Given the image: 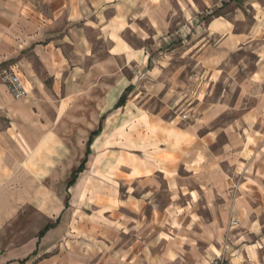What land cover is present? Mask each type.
I'll return each mask as SVG.
<instances>
[{"label":"rangeland","instance_id":"1","mask_svg":"<svg viewBox=\"0 0 264 264\" xmlns=\"http://www.w3.org/2000/svg\"><path fill=\"white\" fill-rule=\"evenodd\" d=\"M152 1L160 2L161 43L148 63L127 69L134 85L126 104L106 114L85 169L68 189L88 135L107 111L104 90L115 80L102 77L98 83L95 74L75 77L67 69L50 76L25 43L29 30L22 16L11 21L1 12L0 98L15 106L0 104V140L11 138L3 145L8 155L0 158V212L11 214L0 221V251L33 240L60 216L58 242L44 257L67 256L63 264H119L118 252L138 238L121 225L135 224L137 198H154L160 209L171 196L177 203L186 198L179 193L186 189L172 194L165 175L152 170L157 158L170 157L173 140L187 144V172L180 171L178 179L187 183V192L194 190L187 224L191 246L215 252L246 243L258 248L254 260L264 263V197L253 199L263 206L255 229L234 211L241 189L254 186L264 194V0ZM212 21L219 25L210 28ZM140 25L151 32L147 22ZM125 37L134 39L129 32ZM63 50L69 58L75 55L72 45ZM25 59L37 68L38 80L17 99L5 78L20 70L29 80ZM252 230L257 235L246 238ZM233 253L216 255L212 264H228L232 256L243 260L240 250ZM111 256L117 261L108 262Z\"/></svg>","mask_w":264,"mask_h":264},{"label":"crops","instance_id":"2","mask_svg":"<svg viewBox=\"0 0 264 264\" xmlns=\"http://www.w3.org/2000/svg\"><path fill=\"white\" fill-rule=\"evenodd\" d=\"M158 4L152 0H4L0 3L2 7L0 14L1 12L6 13L11 21L16 18L20 19L22 16L25 30H29L24 31L25 43L29 45L37 58L41 70L50 76L59 77L67 69L69 75L75 77H93L95 74L98 83L102 77H113L115 82L104 90L105 95L102 100V106L107 108L103 114H107L127 87L130 86L127 92L133 89L134 80L128 76L127 69L139 63L142 67L144 61L148 63V60H151L150 53L157 50L161 43L158 37L161 32H164V25L160 12L157 10ZM141 21L148 23L150 33L143 32ZM217 25H219L218 22L212 21L209 27ZM127 32L133 36L132 41L125 37ZM67 44L75 48V55L72 58L64 53L63 48ZM147 46L150 49L147 48L145 51ZM69 61L74 62L70 65ZM36 70L37 68L29 59L24 60V71L29 80L22 71L15 70L20 74L28 90L31 83L38 80ZM114 91H117V95L114 100L110 101V95ZM0 104L7 106L9 110H13L15 106L10 101H1V98ZM16 106L22 109L24 104L19 103ZM102 122L101 131L90 146L91 150L94 142L102 133ZM184 135L186 138L187 132ZM21 137L27 144H30L25 134ZM10 139L6 136L4 141L11 142ZM4 141L0 140V158L3 153L7 154V149L3 147L6 145ZM167 148H170L168 150L170 157L167 160L157 158L158 164L153 165L152 170L165 175L172 194L179 191L180 187L186 189L185 192L179 191L180 194L186 195V198L183 203H177L174 196H171L167 207L161 209L154 198L149 196L137 198L140 212L138 211L136 219H131L135 221V224L131 225L127 220L121 225L125 226V231L132 232L134 229L132 234L138 238L133 239L131 245L118 252L120 253L118 263L212 264V259L216 255L232 251L236 253L240 250L243 260L232 256L228 264H264L254 260L258 248L256 250L246 243L235 247L228 244L224 249L217 248L215 252L213 250L197 251L194 246H191L190 239H188L191 230L187 228V224L190 221L188 207H191L194 201V190L187 192V183H181L178 179L180 171L187 172V156L183 155V153L187 155V144L182 142L173 144L171 140ZM19 152L22 157H25L21 151ZM257 191L254 186L246 190L241 189L234 202L237 217L240 220L247 217L253 229L256 228L255 223L260 221L259 210L263 209L261 201L257 206L253 201L255 197L259 199L264 197L263 193L260 195ZM10 215L7 212H0V221H6ZM57 219L58 223L39 238V231L46 224H53ZM59 221L60 216H57L52 223L46 222L33 240L26 244L5 251L1 250L0 264L26 263L29 258L37 255L42 258L39 264H55L59 261L61 264L66 263L67 256L66 259L58 255L44 257V254L50 253L53 247H56L53 244L58 240ZM124 230L121 229L120 233ZM255 235L257 234L252 230L244 236L252 238ZM257 242L260 243V241ZM75 254L72 251V259ZM111 261L117 260L111 256L108 262Z\"/></svg>","mask_w":264,"mask_h":264},{"label":"trees","instance_id":"3","mask_svg":"<svg viewBox=\"0 0 264 264\" xmlns=\"http://www.w3.org/2000/svg\"><path fill=\"white\" fill-rule=\"evenodd\" d=\"M130 88L127 87L122 93L121 95L119 96L118 100L116 101V103L113 105L112 109H117L119 107H122L125 102H126V94H127V91L128 89ZM110 110V111H111ZM106 114H103L101 117H100V120H99V124H98V127L94 130H91L89 135H88V138H87V141H86V146H85V151H84V155H83V159L81 160V162L78 164V166L71 172L70 174V179L68 180L67 184H66V188L68 189L69 187H71L77 177H78V174H80L84 169H85V164L88 160V156L91 152V149H90V146L94 140V138L100 133L101 131V122L102 120L105 118ZM68 205V202L66 201L65 202V207ZM58 223V219L53 223V224H46L38 233V237H42L43 234L48 230L50 229L51 227H54V225Z\"/></svg>","mask_w":264,"mask_h":264},{"label":"built area","instance_id":"4","mask_svg":"<svg viewBox=\"0 0 264 264\" xmlns=\"http://www.w3.org/2000/svg\"><path fill=\"white\" fill-rule=\"evenodd\" d=\"M5 86L8 92L17 99L25 97L28 93L25 82L15 70L6 73Z\"/></svg>","mask_w":264,"mask_h":264}]
</instances>
